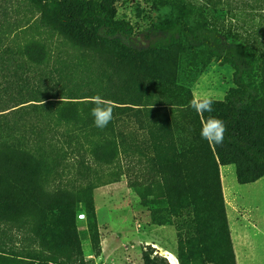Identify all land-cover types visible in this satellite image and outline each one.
I'll return each mask as SVG.
<instances>
[{
  "label": "trees",
  "instance_id": "16d2710c",
  "mask_svg": "<svg viewBox=\"0 0 264 264\" xmlns=\"http://www.w3.org/2000/svg\"><path fill=\"white\" fill-rule=\"evenodd\" d=\"M25 1L32 18L18 22L12 21L15 0H0V263L85 264L83 239L71 221L76 194L49 184L67 174L75 184L77 163L89 174L125 154L152 164L175 215L229 242L218 163L235 164L242 184L264 178V0H201L202 22L155 26L162 35L147 49L129 44L134 28L109 3ZM183 9L185 16L196 14L187 4ZM182 40L234 69L235 87L224 101H213L211 113L198 114L190 103L152 102L151 90L167 85L157 62L175 59ZM96 96L113 108L102 129L91 115ZM210 116L225 124L222 144L201 137ZM93 190L89 183L85 204L100 253ZM15 229L31 234V243L17 249ZM176 257L190 264L182 253ZM142 260L171 264L151 246Z\"/></svg>",
  "mask_w": 264,
  "mask_h": 264
},
{
  "label": "rangeland",
  "instance_id": "374dc122",
  "mask_svg": "<svg viewBox=\"0 0 264 264\" xmlns=\"http://www.w3.org/2000/svg\"><path fill=\"white\" fill-rule=\"evenodd\" d=\"M92 1L111 4L117 10V18L133 26L135 36L129 44L137 49L149 48L162 35L153 29L155 26L181 21L195 26L206 17L202 13L206 5L201 0ZM14 3L17 12L11 14L12 21L32 18L25 0H15ZM183 4L194 8L196 14L185 16ZM165 7L171 11H163ZM213 15L223 19L219 11ZM54 40L58 42L59 38L54 37ZM177 54L175 59L172 55L157 62V67L166 76L167 85L157 84L151 90L149 94L153 103L184 105L200 97L224 101L235 87L234 69L223 60L209 57L203 50H189L183 40L178 45ZM115 162L111 166H93L89 174L85 164L77 163L72 174L75 184L69 182L71 177L68 174L64 182L49 184V190L68 189L76 194L75 218L71 221L83 239L85 264H143L142 253L148 246L164 257L172 255L177 264L176 254L179 252L189 259L190 264H264V178L242 184L237 179L235 164L218 163V185L230 232L229 242H226L212 230L196 227L190 220L175 215L170 205L171 193L163 191V185L159 184L162 179L152 175V164L146 158L127 159L125 154ZM89 183L94 188L100 253L94 250L88 230L84 191ZM67 204L68 201H64V206ZM13 231L10 236H15L17 249L31 243V234L21 235L16 229ZM2 237L7 238L9 234ZM235 248V259L231 260V251L235 253Z\"/></svg>",
  "mask_w": 264,
  "mask_h": 264
},
{
  "label": "clouds",
  "instance_id": "9594fccd",
  "mask_svg": "<svg viewBox=\"0 0 264 264\" xmlns=\"http://www.w3.org/2000/svg\"><path fill=\"white\" fill-rule=\"evenodd\" d=\"M165 12L171 11L170 8L165 7ZM95 107L91 110V115L94 118V124L97 128H105L113 119V108L110 103L105 102L102 97L96 96L93 98ZM213 100L209 97L194 98L190 102V106L199 114L203 112L211 113ZM226 132L225 124L222 120L209 117L201 128V137L213 144H222L224 134Z\"/></svg>",
  "mask_w": 264,
  "mask_h": 264
},
{
  "label": "bare ground",
  "instance_id": "6f19581e",
  "mask_svg": "<svg viewBox=\"0 0 264 264\" xmlns=\"http://www.w3.org/2000/svg\"><path fill=\"white\" fill-rule=\"evenodd\" d=\"M166 257L169 259L171 264H177L175 258L172 255L168 254V256H166Z\"/></svg>",
  "mask_w": 264,
  "mask_h": 264
},
{
  "label": "built area",
  "instance_id": "2783aa9c",
  "mask_svg": "<svg viewBox=\"0 0 264 264\" xmlns=\"http://www.w3.org/2000/svg\"><path fill=\"white\" fill-rule=\"evenodd\" d=\"M80 217H81V215H80ZM82 217L84 218L85 216H84V215H82Z\"/></svg>",
  "mask_w": 264,
  "mask_h": 264
},
{
  "label": "crops",
  "instance_id": "0c3cea01",
  "mask_svg": "<svg viewBox=\"0 0 264 264\" xmlns=\"http://www.w3.org/2000/svg\"><path fill=\"white\" fill-rule=\"evenodd\" d=\"M235 255H236V248H235ZM237 257V256H236Z\"/></svg>",
  "mask_w": 264,
  "mask_h": 264
},
{
  "label": "water",
  "instance_id": "95a60500",
  "mask_svg": "<svg viewBox=\"0 0 264 264\" xmlns=\"http://www.w3.org/2000/svg\"><path fill=\"white\" fill-rule=\"evenodd\" d=\"M168 259V258H167Z\"/></svg>",
  "mask_w": 264,
  "mask_h": 264
}]
</instances>
